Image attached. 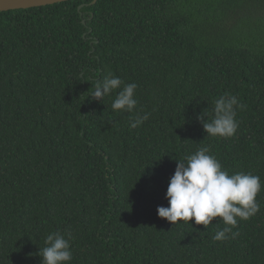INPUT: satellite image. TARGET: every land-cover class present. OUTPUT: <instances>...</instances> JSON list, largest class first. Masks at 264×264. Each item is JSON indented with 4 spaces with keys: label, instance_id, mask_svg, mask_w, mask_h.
<instances>
[{
    "label": "trees",
    "instance_id": "trees-1",
    "mask_svg": "<svg viewBox=\"0 0 264 264\" xmlns=\"http://www.w3.org/2000/svg\"><path fill=\"white\" fill-rule=\"evenodd\" d=\"M93 1L0 11V264H41L52 232L71 233V264H264V0ZM108 72L137 84L133 113L90 96ZM226 93L237 133L207 136L197 116ZM205 146L262 185L223 241L219 218L157 213Z\"/></svg>",
    "mask_w": 264,
    "mask_h": 264
},
{
    "label": "clouds",
    "instance_id": "clouds-1",
    "mask_svg": "<svg viewBox=\"0 0 264 264\" xmlns=\"http://www.w3.org/2000/svg\"><path fill=\"white\" fill-rule=\"evenodd\" d=\"M94 83L95 90L90 94L93 99L101 102L105 96L116 92L111 104L113 111L133 113L136 110V83L124 84L111 72ZM243 107L235 95L226 93L215 101L210 122L206 120L205 111L197 119L207 136L232 138L239 127L237 109ZM148 115H137L130 126L142 125ZM261 188L259 176L244 172L230 175L205 146L184 160H177L165 197L169 206L158 207L157 213L173 225L179 222L189 224L194 220L196 225H203L206 229L215 218H219L225 227L218 230L213 239L223 241L229 238L228 234L232 233L239 220H248L259 211L256 198ZM44 243L45 247L39 250L41 264H71V233L66 238L59 232H52Z\"/></svg>",
    "mask_w": 264,
    "mask_h": 264
},
{
    "label": "water",
    "instance_id": "water-1",
    "mask_svg": "<svg viewBox=\"0 0 264 264\" xmlns=\"http://www.w3.org/2000/svg\"><path fill=\"white\" fill-rule=\"evenodd\" d=\"M67 0H0V11L54 4ZM97 2L94 0L93 3Z\"/></svg>",
    "mask_w": 264,
    "mask_h": 264
}]
</instances>
